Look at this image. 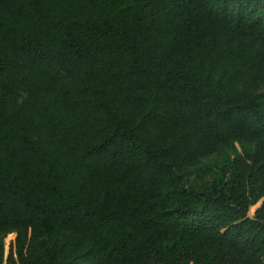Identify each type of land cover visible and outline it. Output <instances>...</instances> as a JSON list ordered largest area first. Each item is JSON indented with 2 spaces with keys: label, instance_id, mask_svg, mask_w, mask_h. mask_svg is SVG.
<instances>
[{
  "label": "trees",
  "instance_id": "1",
  "mask_svg": "<svg viewBox=\"0 0 264 264\" xmlns=\"http://www.w3.org/2000/svg\"><path fill=\"white\" fill-rule=\"evenodd\" d=\"M0 264H264V0H0Z\"/></svg>",
  "mask_w": 264,
  "mask_h": 264
},
{
  "label": "rangeland",
  "instance_id": "2",
  "mask_svg": "<svg viewBox=\"0 0 264 264\" xmlns=\"http://www.w3.org/2000/svg\"><path fill=\"white\" fill-rule=\"evenodd\" d=\"M262 205V201L259 202L258 204L252 206L250 209H249V213H248V216L250 218H254V215H255V211ZM15 238L16 236L15 235H10L7 237L6 241H5V258L6 256H8L9 252H10V249L12 248V244L13 242L15 241Z\"/></svg>",
  "mask_w": 264,
  "mask_h": 264
}]
</instances>
